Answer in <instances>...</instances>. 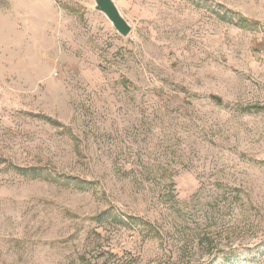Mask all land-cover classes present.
I'll use <instances>...</instances> for the list:
<instances>
[{"label": "rangeland", "instance_id": "rangeland-1", "mask_svg": "<svg viewBox=\"0 0 264 264\" xmlns=\"http://www.w3.org/2000/svg\"><path fill=\"white\" fill-rule=\"evenodd\" d=\"M115 2L0 0V264H264V0Z\"/></svg>", "mask_w": 264, "mask_h": 264}, {"label": "water", "instance_id": "water-1", "mask_svg": "<svg viewBox=\"0 0 264 264\" xmlns=\"http://www.w3.org/2000/svg\"><path fill=\"white\" fill-rule=\"evenodd\" d=\"M94 3V9L105 15L119 35L127 37L131 33L132 26L122 15L115 0H94Z\"/></svg>", "mask_w": 264, "mask_h": 264}, {"label": "trees", "instance_id": "trees-1", "mask_svg": "<svg viewBox=\"0 0 264 264\" xmlns=\"http://www.w3.org/2000/svg\"><path fill=\"white\" fill-rule=\"evenodd\" d=\"M218 15L222 18V20H226L229 22H234L238 27L243 28V29H250L252 28L256 23L253 21H250L244 17L235 15L234 17H231L233 13L231 11H221L218 13ZM229 15V16H228ZM217 104H222V100L218 99L216 97L212 98Z\"/></svg>", "mask_w": 264, "mask_h": 264}]
</instances>
